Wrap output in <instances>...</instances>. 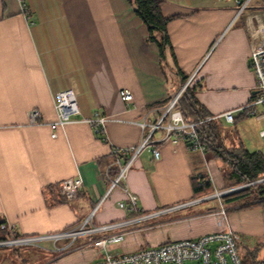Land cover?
I'll return each instance as SVG.
<instances>
[{
  "label": "crops",
  "instance_id": "0c3cea01",
  "mask_svg": "<svg viewBox=\"0 0 264 264\" xmlns=\"http://www.w3.org/2000/svg\"><path fill=\"white\" fill-rule=\"evenodd\" d=\"M162 1V13L170 19L164 50L149 40L134 0H0V224L13 228V233L0 229V239L53 234L85 219L108 191L119 163L126 162L125 156L116 158L115 148L140 143L139 122L155 121L184 77L194 76L190 87L210 115L235 111L234 122L218 120L222 129L237 134L238 125L249 119L240 109L256 84L249 65V4L239 13L235 0ZM70 89L80 114L53 130L57 94ZM123 89L132 92V103L122 101ZM33 110L39 124L30 123ZM96 114L110 118L105 137L83 121ZM234 140L233 148L247 149ZM155 146L160 157L143 151L127 176L141 213L119 208L125 194L115 188L93 222L151 216L93 237L126 232L122 243L109 245L113 253H123L232 229L243 259L264 260L262 206L225 202L224 194L227 219L218 225L221 202L211 194L225 183L217 156L183 141ZM79 175L85 185L76 199L65 200L60 183ZM195 179L210 182L207 197H197ZM91 239L0 246V264H90L104 254Z\"/></svg>",
  "mask_w": 264,
  "mask_h": 264
},
{
  "label": "built area",
  "instance_id": "2783aa9c",
  "mask_svg": "<svg viewBox=\"0 0 264 264\" xmlns=\"http://www.w3.org/2000/svg\"><path fill=\"white\" fill-rule=\"evenodd\" d=\"M235 1L240 5L239 13H241L251 0H246L242 4L239 3L238 0ZM246 30L250 41L249 65L254 73L256 84L248 103L240 109L246 113L247 117L261 120L264 124V11L249 14L246 20ZM193 79L194 76L187 80L179 93L171 98L164 106L162 113L155 121L144 118L139 122L143 134L139 144L130 147L115 148L114 153L116 158L119 159L125 156L126 162L123 164L119 163L118 172L111 180L108 191L85 219L63 231L53 234L23 237H16L10 234V238L0 239V246H17L46 240L60 241L67 239L73 242L79 237L89 236L92 238L89 243L101 249L104 253L101 260L90 264H244L238 249L239 236L232 229L205 234L198 238L167 241L158 246L141 247L134 251L123 253H113L112 250L109 249V245L122 243L125 240L126 232L93 237L151 216L145 215L106 225H96L93 222L94 215L99 206L115 188L121 189L125 194V198L117 202L119 208L126 210L128 214L134 215L141 213L138 197L128 189L126 181L134 160L143 151L149 150L153 156L158 159L160 157V151L156 148V143L163 141H183L190 149L204 152L206 147L200 141L197 132L198 125L215 120L218 121L220 119H224L229 123L234 122V110L226 111L216 116L208 115L200 122L185 120L182 112L177 108V103L182 93ZM120 97L126 104H130L133 101V94L127 89L120 91ZM258 108H263L262 112H259ZM55 110L57 113V120L49 125L53 130L59 126H65V124L71 122L75 116L79 115L80 110L77 105L75 91L70 89L58 93L55 102ZM38 117V112L33 110L31 112L30 123L33 125L39 124L40 122L37 120ZM109 120L110 118L108 116L100 114H96L92 118H83V121L90 124L95 134L100 137H105L106 124ZM158 132H162V135L159 139H156L155 135ZM52 137H57L56 132L52 134ZM260 137L264 138V128L260 132ZM262 179H264V177L259 180ZM84 185V177L83 175H79L78 177L61 182L59 189L65 200H74L77 198L78 191L82 189ZM226 193H229V191L216 192L214 195L221 202L222 196ZM170 209L173 208H169V210ZM215 215L218 218V225L222 226L227 219V210L222 202L219 211H217ZM0 229L11 230L13 233V228L6 222L0 224Z\"/></svg>",
  "mask_w": 264,
  "mask_h": 264
},
{
  "label": "trees",
  "instance_id": "16d2710c",
  "mask_svg": "<svg viewBox=\"0 0 264 264\" xmlns=\"http://www.w3.org/2000/svg\"><path fill=\"white\" fill-rule=\"evenodd\" d=\"M257 1V0H256ZM162 0H134L136 14L147 25L149 30V40L158 43L159 47L164 50L169 44L167 25L170 19L162 13ZM157 34L161 35L158 40ZM189 78V77H188ZM184 77V83L188 80ZM196 88L187 86L177 103V108L182 112L185 120L190 122H200L210 115L196 98ZM168 103V102H167ZM222 124L220 121L201 123L197 127L200 141L205 145L208 151H212L217 157H221L227 163H230L233 170L231 177L238 184L252 183L264 177V155L260 152H251L242 147L234 150H227L223 145L221 138ZM220 140V143H219ZM195 179L193 189L197 197L208 195L211 190L210 182H199ZM223 200L246 201L250 205H260L264 209V182H260L248 189L240 190L234 194L225 195ZM244 264H248L244 260ZM246 261V262H245ZM249 264H264V260L252 261L249 258Z\"/></svg>",
  "mask_w": 264,
  "mask_h": 264
},
{
  "label": "rangeland",
  "instance_id": "374dc122",
  "mask_svg": "<svg viewBox=\"0 0 264 264\" xmlns=\"http://www.w3.org/2000/svg\"><path fill=\"white\" fill-rule=\"evenodd\" d=\"M263 12L264 11V0H251L249 3V13H254V12ZM259 112H262L263 108H258ZM264 128L263 122L256 121V118L249 117L246 121L240 123L238 125V133L236 134L234 130H230L229 128H224L221 131V138L223 141V145L225 149L227 150H234L230 144L234 142L235 139H241L243 144L246 146L247 149L251 152H260L264 154V138L260 137V132ZM220 143V140H219ZM219 164L221 165V173L224 176V186H222L221 190L222 191H229L232 189L237 190L226 193V195L229 194H234L240 190H245L248 189L254 185H257L259 183H243V184H238L237 181L231 177L232 173V166L230 163H227V161H224L221 157H217ZM213 194L212 196L216 193L215 190L212 189ZM211 193V190H210ZM208 192V194H210ZM217 198V197H215ZM240 251V248H239ZM241 253V251H240ZM245 260V259H244ZM246 262V261H245ZM249 264V262H246Z\"/></svg>",
  "mask_w": 264,
  "mask_h": 264
},
{
  "label": "water",
  "instance_id": "95a60500",
  "mask_svg": "<svg viewBox=\"0 0 264 264\" xmlns=\"http://www.w3.org/2000/svg\"><path fill=\"white\" fill-rule=\"evenodd\" d=\"M262 181H264V179H262V180H257V181H255L254 183H259V182H262ZM238 188H236V189H232V190H229V193L230 192H233V191H235V190H237Z\"/></svg>",
  "mask_w": 264,
  "mask_h": 264
}]
</instances>
